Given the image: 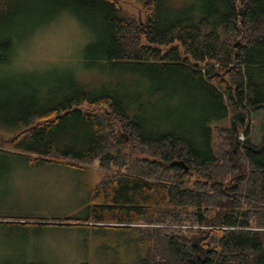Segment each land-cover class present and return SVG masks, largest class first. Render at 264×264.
<instances>
[{
  "label": "trees",
  "instance_id": "obj_1",
  "mask_svg": "<svg viewBox=\"0 0 264 264\" xmlns=\"http://www.w3.org/2000/svg\"><path fill=\"white\" fill-rule=\"evenodd\" d=\"M133 1L146 12L137 47L116 0H0V64H12L18 41L68 13L89 36L79 72L97 73L91 83L76 71L45 81L33 106L0 103L19 150L0 155L29 167L124 168L99 185L101 205L89 203L74 221L144 223L137 264H264V141L254 144L247 126L264 107V0ZM225 120L217 137L213 124ZM130 148L147 157L132 158ZM14 223L0 230L49 228ZM18 255L0 264H37L23 248Z\"/></svg>",
  "mask_w": 264,
  "mask_h": 264
},
{
  "label": "rangeland",
  "instance_id": "obj_2",
  "mask_svg": "<svg viewBox=\"0 0 264 264\" xmlns=\"http://www.w3.org/2000/svg\"><path fill=\"white\" fill-rule=\"evenodd\" d=\"M116 1L122 17L133 25V33L128 40L137 47L143 41L137 42V32L145 22V8L133 0ZM88 41L85 29L68 13L59 15L37 29L32 36L18 41L12 64H0V103L22 102L33 106L40 102V93L44 92L40 87L45 81L61 83L71 71L78 72V76L87 83L94 82L91 79L96 77V72H83L87 77L79 72H82V62L86 59L84 50ZM240 43L238 41L234 46ZM81 108L90 112L109 113L105 105H82ZM217 123L214 130L218 137L221 130L230 126V121ZM247 126L251 130L252 142L256 145L262 143L264 107L254 113ZM15 131L8 130L5 123L3 126L0 122V151H19L16 147L18 134ZM244 132L240 131L238 140L245 141ZM128 153L132 158L147 157V154L133 148ZM3 157L0 155V224L15 222L16 225L30 227L32 224L47 223L49 228L30 231L27 237L21 232L0 230V262L21 259L18 253L23 248L25 258L37 264H137V230L144 229L145 226H138L144 223L129 225L116 221H74L77 220L75 217L87 214L89 203L101 205L94 199L99 185L106 177L124 174V168L112 166L111 169H105L99 161L85 164L68 160L29 167L20 164L14 157ZM261 214L264 215V211ZM19 217H34L37 220L14 219ZM59 225L71 227L58 228ZM129 227L137 228L134 231L125 229Z\"/></svg>",
  "mask_w": 264,
  "mask_h": 264
},
{
  "label": "water",
  "instance_id": "obj_3",
  "mask_svg": "<svg viewBox=\"0 0 264 264\" xmlns=\"http://www.w3.org/2000/svg\"><path fill=\"white\" fill-rule=\"evenodd\" d=\"M177 164V163H176ZM177 165H181V166H186L185 164H184V162H179ZM186 170H188V168H186ZM68 224H71V223H68Z\"/></svg>",
  "mask_w": 264,
  "mask_h": 264
},
{
  "label": "crops",
  "instance_id": "obj_4",
  "mask_svg": "<svg viewBox=\"0 0 264 264\" xmlns=\"http://www.w3.org/2000/svg\"><path fill=\"white\" fill-rule=\"evenodd\" d=\"M255 113V112H254ZM254 113L252 114V117H253V115H254ZM227 121H229V120H227ZM217 123V122H216ZM218 124V123H217ZM214 125H216L215 123L213 124V128H214ZM55 228V227H54ZM58 228H63V227H58Z\"/></svg>",
  "mask_w": 264,
  "mask_h": 264
},
{
  "label": "built area",
  "instance_id": "obj_5",
  "mask_svg": "<svg viewBox=\"0 0 264 264\" xmlns=\"http://www.w3.org/2000/svg\"><path fill=\"white\" fill-rule=\"evenodd\" d=\"M240 135V134H239ZM241 139H244L243 137H241ZM242 141V140H241Z\"/></svg>",
  "mask_w": 264,
  "mask_h": 264
}]
</instances>
